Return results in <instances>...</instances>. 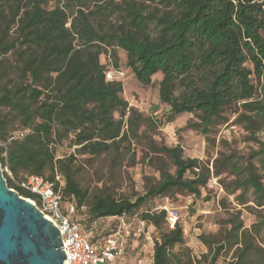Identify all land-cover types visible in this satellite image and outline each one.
<instances>
[{
    "label": "trees",
    "instance_id": "16d2710c",
    "mask_svg": "<svg viewBox=\"0 0 264 264\" xmlns=\"http://www.w3.org/2000/svg\"><path fill=\"white\" fill-rule=\"evenodd\" d=\"M51 1L0 0V162L12 175L3 173L8 188L38 200L13 177L22 182L40 175L58 184L57 173L62 204L72 201L77 215L86 205L91 220L136 214L150 223L151 233L163 223L153 239L154 264H216L222 251H232L228 264H264L263 248L252 240L264 230V172L250 162L242 166L234 152L220 153L213 173L234 176L224 188L228 195L238 192V204L245 205L250 192L258 221L249 231L232 218L218 244L200 236L208 248L202 259L173 251L183 243L184 230L177 221L168 227L166 209L138 213L146 199L172 190L198 196L210 175L198 159L184 158L179 146L156 148L173 170L160 161L157 183L130 200L103 190L89 198L73 174L74 154L56 157L67 139L81 155L124 156L123 142L147 121L122 98L121 81H106L103 57L109 54L119 67L109 46L125 51L138 83L150 85L153 74L162 72L158 94L170 106L169 120L195 113L200 121L194 126L206 133L222 109L239 105L244 112L238 119L260 145L253 156L264 155V140L255 138L259 131L264 136V0H77L74 9H47ZM111 15L116 24L105 29ZM15 126L24 132L14 135Z\"/></svg>",
    "mask_w": 264,
    "mask_h": 264
},
{
    "label": "rangeland",
    "instance_id": "374dc122",
    "mask_svg": "<svg viewBox=\"0 0 264 264\" xmlns=\"http://www.w3.org/2000/svg\"><path fill=\"white\" fill-rule=\"evenodd\" d=\"M57 5L62 7L67 5L70 9H74L77 0L72 2L53 0L48 2L46 8H53ZM153 6L154 4L147 5V9L151 10ZM115 24L116 17L111 15L103 21L102 25L108 29ZM112 50L117 55V65L125 71V76L121 81L122 98L128 101L129 106L143 113L147 121L140 126L136 136L131 135L129 141L123 142L122 148L126 153L124 156L119 157L113 151L97 157L81 155L76 152L77 146L68 145L67 139L56 148V157L63 158L74 154L73 174L80 187L88 191L89 198L103 190L114 194L117 198L134 200L136 197L143 196L149 187L157 183L160 178V171H158L160 161L168 166L170 171L173 170L167 157L157 152L156 148L161 145L179 146L184 158L198 159L200 165L208 167L210 175L206 185L201 186L198 196L182 190H172L167 196L146 199L138 213L163 206L175 208L179 215L177 222L181 224L184 233L183 243L176 245L173 251L188 250L196 259H202L201 255L208 251L200 236L204 235L218 244L229 229L232 218L238 217L243 228H248L250 231L257 223L259 214L251 201L250 192L246 194L249 201L245 205L238 204L237 199L234 198L238 192L228 195L224 188V184L229 183L234 176L229 172L219 175L213 173L215 158L220 157L221 154L230 155L231 152L236 154L242 166L250 162L257 168L259 174L264 172V155L253 156L255 151L259 150L260 145L250 138L249 132L245 130V124L238 119L244 110L235 104L222 109L220 114L213 118L206 133L200 126H194L200 121L195 113L184 112L169 120L170 106L162 103L158 94L162 72L158 71L153 74L150 85L138 83L131 69L126 65L125 51L118 47L109 46L107 48L109 52ZM181 90L182 88L177 89L176 94ZM115 115L118 117V114L115 113ZM15 128L13 132L16 136L24 132L18 126ZM123 128L124 131L127 129L126 126ZM255 138L264 140L260 131L255 134ZM6 170L8 171L2 168V173H6ZM187 176L192 177L193 173L189 171ZM13 181L17 182V178L13 177ZM87 213L88 206L86 205L79 210L78 218L84 219ZM102 224V221H99L98 233ZM82 225L87 226L86 221H82ZM164 226L162 223L158 229H152L153 239L159 237ZM252 240L264 251V230L256 234V238ZM152 244L143 241L134 243V250L118 261L124 264H138L137 260L140 258L145 262L151 251L153 252ZM230 262H233L232 251H222L216 264Z\"/></svg>",
    "mask_w": 264,
    "mask_h": 264
},
{
    "label": "built area",
    "instance_id": "2783aa9c",
    "mask_svg": "<svg viewBox=\"0 0 264 264\" xmlns=\"http://www.w3.org/2000/svg\"><path fill=\"white\" fill-rule=\"evenodd\" d=\"M102 61L106 65V81L123 80L125 71L114 66L109 54L103 57ZM6 174L11 176L7 170ZM55 175L58 184L40 175H28L24 181L15 183L37 196L38 200L32 198L28 200L57 227L64 246L62 249L66 254L64 264H124L118 260L134 250V243L139 241L153 243L150 223L136 214L130 217L124 214L99 217L94 220L89 216L84 219L78 218L76 206L72 201L67 202V205L62 204V177L57 173ZM161 208L167 210V225L172 229L179 217L177 210L166 206ZM82 221H86L87 226L82 225ZM99 221L103 224L98 233ZM106 221L110 223L107 224ZM146 260L143 262L138 258L137 261L138 264H154L152 251Z\"/></svg>",
    "mask_w": 264,
    "mask_h": 264
},
{
    "label": "water",
    "instance_id": "95a60500",
    "mask_svg": "<svg viewBox=\"0 0 264 264\" xmlns=\"http://www.w3.org/2000/svg\"><path fill=\"white\" fill-rule=\"evenodd\" d=\"M62 247L57 227L8 188L0 162V264H64Z\"/></svg>",
    "mask_w": 264,
    "mask_h": 264
}]
</instances>
